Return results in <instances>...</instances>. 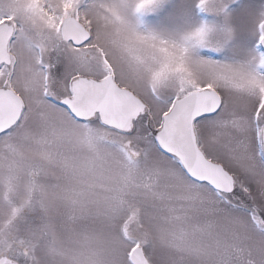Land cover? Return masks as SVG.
I'll return each instance as SVG.
<instances>
[{"label": "snow or ice", "instance_id": "6c2138e0", "mask_svg": "<svg viewBox=\"0 0 264 264\" xmlns=\"http://www.w3.org/2000/svg\"><path fill=\"white\" fill-rule=\"evenodd\" d=\"M0 264H264V0H0Z\"/></svg>", "mask_w": 264, "mask_h": 264}]
</instances>
